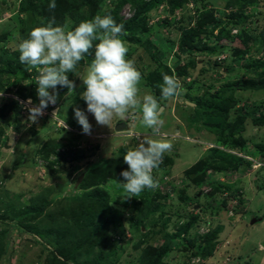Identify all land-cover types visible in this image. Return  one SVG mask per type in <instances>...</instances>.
I'll return each mask as SVG.
<instances>
[{
  "label": "trees",
  "instance_id": "obj_1",
  "mask_svg": "<svg viewBox=\"0 0 264 264\" xmlns=\"http://www.w3.org/2000/svg\"><path fill=\"white\" fill-rule=\"evenodd\" d=\"M106 1L108 0H55L56 8L50 10L51 0H21L18 13L31 16L34 19L33 24L23 30L21 40L26 39L33 28L46 25L52 17H55L56 26H64L71 30L81 21L92 19L97 14L101 16L110 14L117 24L124 25L127 35L122 38L130 44L145 48L152 58L155 66L148 72L145 86L163 104L168 103L169 100L160 99V86L163 83L162 73L176 76L175 71L177 76L184 81L191 77V71L198 66L197 55H211L215 51V46H210L207 40L244 42V47L238 46L234 50L233 65L228 69V72L240 67L241 64L244 69L252 70L255 77L248 80L240 79L224 85L214 95L211 94L214 85H209L202 95L194 98L186 96L182 103L184 106L187 101L195 104L194 107L187 106H190L189 108L193 110L194 114L184 119L187 125L192 127L201 122L200 128L208 130L216 139V147L208 149L204 157L187 170L186 177L194 187L203 190V186L209 181L211 172L224 178V176H228V173L242 175L244 172L252 171L253 162L246 159L247 156L264 164V144L255 143L245 136L248 121L253 126L264 127L263 110L260 109L254 113L247 111L248 107H255L256 103H247L243 107H237L239 101L234 95L236 90L262 91L264 94V55L254 59V54L264 51V21L260 22L257 13L249 11L250 8L259 7L261 0H228L224 10H219L214 6L209 8L203 0H112L110 5H106ZM188 2L193 4L196 19L186 9ZM127 5H130L134 11L130 19H125L122 15V11ZM162 6H167L173 17L185 10L180 22L176 23L175 20L174 23L168 19L161 22V28L164 29L167 36L171 33L172 23L174 24L173 29L180 32L175 60L171 66L165 64L160 58L159 43L156 37L152 36L146 40L144 38L145 34L152 30L149 25L150 13ZM233 30H237V33L233 34ZM164 39L167 43L170 42L169 37ZM93 43L95 45L98 42L94 41ZM90 51L92 54H87L78 65H90L94 57V48ZM19 55L18 50L12 52L4 50L0 54V90L6 91L7 88L18 87L17 95L20 98H33L39 104L36 91V77L39 73L35 68L29 69L26 64H22ZM67 75L72 80L74 73ZM12 77L15 80L10 83L9 80ZM24 80L29 81L28 86L23 84ZM6 82L9 83L8 86H5ZM49 91L53 90L49 89ZM56 91L59 93L68 91V89L58 86ZM74 100L82 101L86 105L85 101L78 97V92L73 90L58 107L59 114L56 117L65 120L70 128L80 129L73 119H66L62 114L70 115L74 112L72 107ZM10 110L20 113L21 107L14 100L4 104L0 108V120ZM2 133L3 129H0V148L3 146ZM82 138L81 134H74L66 141L52 140L43 147L41 157L53 165L59 164L61 161L74 164L80 160L88 159L89 157L83 150L75 151ZM134 148L135 146L131 149ZM62 150L63 152H61ZM128 150L125 148L120 156L110 157L103 164L85 169L82 172L84 178L78 187L83 193L63 199V205L60 208L49 209L50 202L41 196L33 198L27 205L21 204L19 199L1 205L0 263L8 252L14 233H23L37 234L41 240L49 243L50 251L44 264H116L117 256L125 250V247L116 244L108 252L105 248L108 246L109 239L108 225L113 224L115 230L119 229L121 224L118 219L122 214L119 211L112 212L111 198L104 186L109 182L117 184L124 182L120 173L127 170L128 166L124 163L123 156ZM234 151L237 153L234 154ZM240 152H243L244 156H241ZM73 154H75L74 157ZM51 157L54 160L51 161ZM173 165L174 159L165 153L159 168L153 170L154 179L156 180L155 174L158 170ZM256 173L263 178L264 167ZM237 186L236 184H226L218 178L210 184L211 192L203 194L208 199L215 198L216 194H220L223 208L227 207L230 200L238 197H240L238 205H243L241 188ZM258 186L257 193L262 194L264 180ZM187 189L188 187L179 189L174 198L176 197L178 201L186 205L199 204L198 195L188 194ZM200 193L202 194V191H199ZM130 195L131 202L125 206L132 213L129 217V227L140 237L133 245L135 250L141 251L139 264H165L167 256L176 250L186 253L184 264H190L195 258L211 260L218 250L220 252L221 249H218V246L223 226L218 225L215 229L201 234L199 232L202 219L200 213L190 214L185 221L181 220L182 215L179 210L171 212L172 207L169 200L172 197L162 195L158 188L154 190L145 188L138 195L133 193ZM161 200L167 201V203L163 204L160 202ZM221 210L218 209L215 215L219 216ZM202 211H204L203 207L200 212ZM171 216L179 218L174 233L167 232L166 229L171 221ZM159 226L160 230H156ZM154 239H160L163 242L162 245L158 247L149 245V240ZM228 255L231 256L230 253ZM232 260L231 257L229 263L224 262L232 264Z\"/></svg>",
  "mask_w": 264,
  "mask_h": 264
},
{
  "label": "rangeland",
  "instance_id": "obj_2",
  "mask_svg": "<svg viewBox=\"0 0 264 264\" xmlns=\"http://www.w3.org/2000/svg\"><path fill=\"white\" fill-rule=\"evenodd\" d=\"M111 1H106V5H110ZM203 1L209 8L214 6L219 10H224L228 0ZM20 2L21 0H0V54L4 50L11 52L18 50V45L22 42L21 34L23 30L33 24L34 19L31 16L18 13ZM129 9L133 10L130 5H127L122 11L125 19L130 17ZM186 9L194 18L197 17L191 2H188ZM249 11L257 13V18L260 19V22H263L264 0H261L259 7L250 8ZM184 12L185 10H182L176 17H173L170 15L167 6H162L150 13L149 25L152 30L150 33L145 34L144 38L146 40L152 36L156 37L159 43V56L168 66H171L175 60L180 32L173 29L174 24L172 23L171 33L167 36L164 29L161 28V22L168 19L171 22L176 20V23H178L181 21ZM167 37L170 39L168 43L164 39ZM207 43L210 46H215V51L211 55L202 56L199 54L196 56L199 63L197 68L191 71V77L183 81L174 71L182 86L181 93L179 96L170 99L166 104H163L161 100L159 101L162 106L161 119L164 120V124L159 127L158 132L143 125L140 110H130L122 117L114 116L109 126L98 125L94 116L87 112V105H84L82 101L75 100L72 107L74 109L79 108L85 113L91 125V133H83L82 126L75 118L74 112L70 115L62 113L63 117L73 119L80 127V129H72L65 120L58 119L56 116L53 117V110L62 105L69 97L70 93L68 94V91L59 92L56 104L52 106L50 104L48 113L44 112L43 116L33 122L29 120V111L24 109V106L18 102V99H29L32 103L31 105L27 104L28 107L38 105L33 98H20L17 95L18 87L7 88L6 91L0 90V93H2L0 95V108L11 100L16 101L21 107L20 113L10 110L0 120V129H3V146L0 148V206L18 199L21 204L27 205L33 198L41 196L50 202L49 209L60 208L63 205V199L74 194L81 195L83 193L82 190L78 189L79 186L76 187V184L83 175L82 172L88 167L103 164L110 157L120 156L123 149L136 147L139 140L145 136L165 139L172 144L171 151L166 153L174 159V165L158 170L155 178L159 182L158 190L161 191V194L172 197L169 200L172 207L171 212L179 210L183 221L190 214L197 215L200 213L202 219L199 232L201 234L210 229H215L218 225L224 228L220 234L218 246V249H221L220 252L218 250L211 260L200 259L199 261L195 258L192 259L190 264H225V262L229 263L231 257L233 258L232 264H264V191L262 194L257 193L258 184L262 183L264 175L263 178L258 176L253 169L242 173V175L228 173V176H224V179L223 176H216L217 174L211 172L209 181L203 186V190L194 187L186 177L187 170L204 157L209 147L216 145V139L208 130L200 128L201 122L189 127L187 122L184 121L191 114L194 115L193 110L189 108L190 106L187 107V103L185 106L182 104L185 97L194 98L202 95L209 85H214L211 92L214 95L224 85L234 83L240 79L248 80L255 77L252 70L244 69L241 64L240 67L228 72V69L233 65L234 50L238 46L244 47V42H233V44L228 40L220 42L214 39L207 40ZM126 46L129 49L127 58L135 60V66L142 74L139 85L140 95L142 96L146 91L152 93L145 86L147 74L155 66L152 58L141 46L128 42H126ZM261 55H264V51L254 54V59H258ZM87 67L78 65L72 79L76 85L74 90L78 92L79 98H81V93L84 91L81 79L86 74ZM217 71L218 73H216ZM14 80L12 77L9 82L12 83ZM23 84L28 86L29 81L24 80ZM8 85L9 83L6 82L5 86ZM234 95L239 101L237 107H243L247 103H256L255 107H248L247 111L254 113L262 109L264 113V94L262 91L236 90ZM51 109L52 111H50ZM119 121H125L128 124V130L120 133L116 132V125ZM65 124L67 128H65ZM74 134H81L83 137L79 140L75 151L83 150L85 155L89 157L88 159L80 160L74 164L61 161L59 164L53 165L41 157L43 147L48 145L50 141H66ZM245 136L255 143L264 144V127L253 126L248 121ZM75 154L72 156L74 157ZM52 160L54 158L51 157ZM218 178L226 184H236V186H239H237L238 188H241L243 205H238L240 200V197H238L232 201L230 200L227 207L223 208L220 194H216L215 198L209 199L204 196L203 193L211 192L210 184ZM187 187L188 194L198 195L199 204L186 205L178 201L176 197L174 198L179 189H186ZM104 188L110 195L112 212L119 211L122 214L118 219L121 224L119 229L115 230L113 224L108 225L109 239L105 250L108 252L116 244H121L125 247V250L117 256L116 264H139L141 251L135 250L133 245L137 243L140 237L129 227V217L132 213L125 206L131 202L132 197L121 184L109 182ZM199 191H202V194H199ZM160 202L167 203V201L162 200ZM202 207L204 211L200 212ZM218 209L222 210L220 215L216 216L215 212ZM232 217L234 218L231 219ZM259 218L261 220L254 223ZM178 221V217L171 216V221L166 228L167 232L174 233ZM160 228L159 226L156 230H160ZM40 238L37 234L14 233L8 252L2 258L0 264H44L50 248L49 243L47 244ZM162 243L160 239L149 240V245L155 247L161 246ZM229 253L231 256L228 255ZM186 257V253L176 250L167 256L165 264H184Z\"/></svg>",
  "mask_w": 264,
  "mask_h": 264
},
{
  "label": "clouds",
  "instance_id": "obj_3",
  "mask_svg": "<svg viewBox=\"0 0 264 264\" xmlns=\"http://www.w3.org/2000/svg\"><path fill=\"white\" fill-rule=\"evenodd\" d=\"M55 8L56 2L51 0L49 9ZM133 14L132 10L128 19ZM234 32L237 33V30L232 33ZM126 35L124 25L117 24L110 14H97L92 19L81 21L71 30L56 26L55 17L46 25L33 28L28 37L18 45L20 62L29 69L35 68L39 73L36 77L39 104L28 108L29 120L36 122L50 104H56L58 86L66 87L68 94L73 92L76 85L67 74L75 73L79 62L87 54H92L90 50L94 48V57L81 79L85 89L81 98L87 105V112L94 116L98 125L109 126L114 116L122 117L130 110H140L143 125L158 132L159 127L164 124L161 119L162 106L150 91L140 95L142 74L136 68L135 60L127 58L129 49L122 38ZM94 41L98 43L94 45ZM162 79L160 99L167 101L180 95L182 86L176 76L162 73ZM49 89L53 91L50 92ZM27 103L31 105L32 102L29 100ZM58 114L59 110L53 113V117ZM74 116L82 126L83 133L90 134L91 125L85 113L76 108ZM171 149L172 144L168 140L143 137L134 149H129L123 156L128 167L120 173L124 182H117L127 192L137 195L145 188H158L159 182L152 173L159 168L164 154ZM235 152L233 153L236 154ZM246 159L253 162L254 172L264 167L263 163L254 158L247 156ZM260 220L256 219L254 223ZM196 259L200 261L199 258Z\"/></svg>",
  "mask_w": 264,
  "mask_h": 264
},
{
  "label": "water",
  "instance_id": "obj_4",
  "mask_svg": "<svg viewBox=\"0 0 264 264\" xmlns=\"http://www.w3.org/2000/svg\"><path fill=\"white\" fill-rule=\"evenodd\" d=\"M188 105H191V106H194V104L193 103H191V102H186ZM58 109H55L54 111H53V113L54 112H56ZM125 130H128V124L126 123V122H123V121H119L118 123H117V125H116V132H123V131H125ZM83 178H84V175H82L80 178H79V180H78V182H77V184H76V187H78L80 184H81V182H82V180H83Z\"/></svg>",
  "mask_w": 264,
  "mask_h": 264
},
{
  "label": "built area",
  "instance_id": "obj_5",
  "mask_svg": "<svg viewBox=\"0 0 264 264\" xmlns=\"http://www.w3.org/2000/svg\"><path fill=\"white\" fill-rule=\"evenodd\" d=\"M129 16H131L132 15V11H131V9H129ZM27 101H29V99H27V100H20V99H18V102L21 104V105H23L24 106V109H26V110H28V106H27ZM52 106V105H51ZM49 106L44 110V112L47 114L48 113V111H49ZM51 111V110H50Z\"/></svg>",
  "mask_w": 264,
  "mask_h": 264
}]
</instances>
